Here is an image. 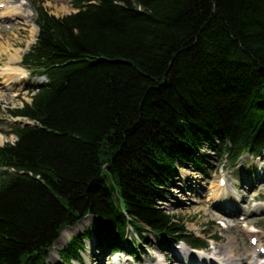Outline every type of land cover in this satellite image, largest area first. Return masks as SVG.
Returning a JSON list of instances; mask_svg holds the SVG:
<instances>
[{"label": "trees", "instance_id": "16d2710c", "mask_svg": "<svg viewBox=\"0 0 264 264\" xmlns=\"http://www.w3.org/2000/svg\"><path fill=\"white\" fill-rule=\"evenodd\" d=\"M71 5L62 17L34 5L22 65L46 82L10 112L29 124L0 146V264H50L62 232L88 216L97 222L58 264H82L93 237L113 252L150 236L207 249L158 202L179 167L208 173L205 147L235 163L264 157V0Z\"/></svg>", "mask_w": 264, "mask_h": 264}, {"label": "rangeland", "instance_id": "374dc122", "mask_svg": "<svg viewBox=\"0 0 264 264\" xmlns=\"http://www.w3.org/2000/svg\"><path fill=\"white\" fill-rule=\"evenodd\" d=\"M11 2L10 7L22 9V16L12 13L8 17L0 18V137L3 140L0 146L16 141V136L12 133V125L23 121L21 118H13L10 112L23 107L25 102L31 101L32 87L37 82H46L45 78L37 79L22 65L24 55L35 44L38 35L34 5L36 2L43 3V6L57 17L75 12L71 0H13ZM12 58L16 59V62H10ZM8 67L22 69L26 76L6 83L8 76L5 75V70ZM208 153L210 154L206 155ZM200 156L208 173L196 172L190 164L179 167L176 181L163 194V201L158 202L160 208L180 216L189 234L207 240L208 248L203 251L205 256H208L211 247L216 245L223 247L230 238H235V254L240 256L245 264V261L250 260L249 256L255 247L251 244L253 236L257 237L260 243V247L257 248L258 261L264 264V252H262L264 250V211H257V205H264V157L245 155L235 163L226 159L227 156L221 159L208 151L206 147L202 149ZM221 178L229 182L232 191V194H227L225 197L228 200L227 203L226 200H212L220 187L225 188L220 186ZM235 185L237 189H234ZM223 201L224 205H222ZM96 222V217L88 216L80 222L83 223L81 230H74L80 223L65 229L53 244L48 262L58 264L61 250L73 237L91 231ZM149 239V245L142 246L135 239V245L123 247L124 252H113L105 246L100 247L90 238L86 240L87 250L83 252L82 264H100V262L112 264L117 261H120V264H155L159 254H167L170 263L176 261L175 255L181 261L176 264H200L201 262L197 258L189 259V256L182 253L179 249L182 244L171 246L155 236H150ZM130 242L133 241L130 240ZM161 243H163V249L160 251L157 244L160 246ZM133 252L136 256H132Z\"/></svg>", "mask_w": 264, "mask_h": 264}, {"label": "bare ground", "instance_id": "6f19581e", "mask_svg": "<svg viewBox=\"0 0 264 264\" xmlns=\"http://www.w3.org/2000/svg\"><path fill=\"white\" fill-rule=\"evenodd\" d=\"M5 3V4H4ZM12 2L8 0H0V7H3V9H0V18L8 17L10 14L14 13L19 16H22V9L20 8H12L10 7V4ZM4 4V5H3ZM10 62H16V59L12 58ZM5 75L8 76L6 79V83H10L11 81H17L20 80L19 78H24L26 76L25 72L22 69L18 68H10L8 67L7 70H5ZM17 79V80H16ZM3 142L2 138L0 137V144ZM219 179V183H220ZM229 182H226L225 188H219V190L213 195L212 200H226V195L232 194V191L230 189ZM234 189L236 188V185L234 186ZM218 200V201H219ZM228 200H226V203ZM224 205V201L223 204ZM235 205V204H234ZM226 207V205L224 206ZM223 207V208H224ZM257 211H264V205H257ZM83 223H80L77 227L74 228L75 231H79L82 229ZM253 239V236L252 238ZM236 244L235 238H230L228 243L220 247L216 245L215 247H211L210 252L208 256H205V253L203 251L198 250H192L187 245L182 244L179 248L182 253L189 256V259H199L198 261H201L200 264H244V262L241 260L240 256H237L234 251V246ZM258 247H253L252 252L249 256V259L245 261V264H260L258 261L259 255H258ZM176 261L174 263H170L168 260L167 254H159L158 258L156 259L155 264H176L181 263L180 259L175 255ZM250 261V262H249ZM100 264H102L100 262ZM112 264H120V261L113 262ZM128 264V263H125Z\"/></svg>", "mask_w": 264, "mask_h": 264}]
</instances>
